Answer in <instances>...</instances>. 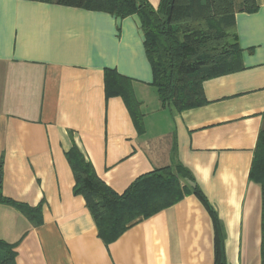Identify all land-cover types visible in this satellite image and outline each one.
Wrapping results in <instances>:
<instances>
[{
	"label": "crops",
	"instance_id": "0c3cea01",
	"mask_svg": "<svg viewBox=\"0 0 264 264\" xmlns=\"http://www.w3.org/2000/svg\"><path fill=\"white\" fill-rule=\"evenodd\" d=\"M256 4L235 17L242 69L206 80L207 102L179 111L153 85L138 15L0 0V195L40 209L34 224L0 201L16 264H264L262 186L250 178L264 129ZM106 69L131 80L142 130L121 95L107 96ZM73 146L118 193L178 164L190 193L106 243L74 193Z\"/></svg>",
	"mask_w": 264,
	"mask_h": 264
},
{
	"label": "trees",
	"instance_id": "16d2710c",
	"mask_svg": "<svg viewBox=\"0 0 264 264\" xmlns=\"http://www.w3.org/2000/svg\"><path fill=\"white\" fill-rule=\"evenodd\" d=\"M104 11L124 18L138 15L145 36L144 46L153 70V85L163 105L179 111L204 105V82L242 69V53L236 32V13L255 12L256 0H36ZM106 94L121 95L138 129L143 124L131 80L106 69ZM72 167L74 193L82 195L96 222L98 236L106 243L190 193L184 181L190 173L181 164L142 175L118 193L96 173L77 146L67 153ZM250 178L262 186L264 224V129L259 133ZM34 224L39 207L12 201ZM16 245L0 240V264H16ZM218 263L220 255L218 253Z\"/></svg>",
	"mask_w": 264,
	"mask_h": 264
},
{
	"label": "rangeland",
	"instance_id": "374dc122",
	"mask_svg": "<svg viewBox=\"0 0 264 264\" xmlns=\"http://www.w3.org/2000/svg\"><path fill=\"white\" fill-rule=\"evenodd\" d=\"M237 3H240V0H236Z\"/></svg>",
	"mask_w": 264,
	"mask_h": 264
}]
</instances>
